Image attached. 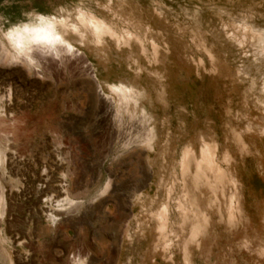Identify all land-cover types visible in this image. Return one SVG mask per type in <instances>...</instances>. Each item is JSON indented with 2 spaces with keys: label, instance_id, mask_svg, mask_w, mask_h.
Instances as JSON below:
<instances>
[{
  "label": "rangeland",
  "instance_id": "obj_1",
  "mask_svg": "<svg viewBox=\"0 0 264 264\" xmlns=\"http://www.w3.org/2000/svg\"><path fill=\"white\" fill-rule=\"evenodd\" d=\"M37 14L77 34L0 59V264H264V0H0L7 51Z\"/></svg>",
  "mask_w": 264,
  "mask_h": 264
},
{
  "label": "bare ground",
  "instance_id": "obj_2",
  "mask_svg": "<svg viewBox=\"0 0 264 264\" xmlns=\"http://www.w3.org/2000/svg\"><path fill=\"white\" fill-rule=\"evenodd\" d=\"M35 18L36 22L23 23L22 25L14 26L7 30V32L3 35V38L9 47L10 52L6 50L7 48H5L4 43L0 41V59L4 60L7 56L15 60L20 57H27V60L31 62L30 55L33 53L54 55L63 50H74V48L64 39L65 37L63 38L60 32L61 29L62 31L64 29H69L73 33L77 34V29L74 25H68L64 18L56 19L55 17L41 14L35 15ZM76 21L82 23L83 26L92 33L96 42H99L105 33H110L109 28L102 22L93 18V16L88 17L79 11L76 13ZM106 87L110 93L117 97L119 102L124 104L128 102L127 97L131 93V88L124 86V84H107ZM99 90L101 92L100 87ZM75 264L81 263L77 262Z\"/></svg>",
  "mask_w": 264,
  "mask_h": 264
}]
</instances>
